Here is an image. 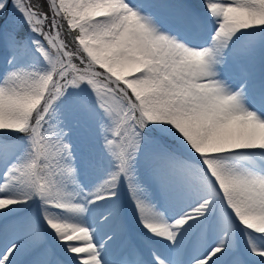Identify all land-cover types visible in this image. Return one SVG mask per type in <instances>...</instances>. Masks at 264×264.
<instances>
[{"label":"snow or ice","instance_id":"1","mask_svg":"<svg viewBox=\"0 0 264 264\" xmlns=\"http://www.w3.org/2000/svg\"><path fill=\"white\" fill-rule=\"evenodd\" d=\"M0 264H264V0H0Z\"/></svg>","mask_w":264,"mask_h":264},{"label":"rangeland","instance_id":"2","mask_svg":"<svg viewBox=\"0 0 264 264\" xmlns=\"http://www.w3.org/2000/svg\"><path fill=\"white\" fill-rule=\"evenodd\" d=\"M10 3H11V0H9V5H10ZM5 15H7V13H5Z\"/></svg>","mask_w":264,"mask_h":264}]
</instances>
